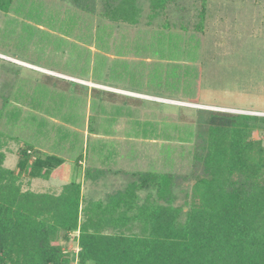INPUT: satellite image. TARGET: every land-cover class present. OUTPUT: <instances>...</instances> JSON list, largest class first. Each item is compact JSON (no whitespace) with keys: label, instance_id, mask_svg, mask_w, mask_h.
I'll return each mask as SVG.
<instances>
[{"label":"trees","instance_id":"trees-1","mask_svg":"<svg viewBox=\"0 0 264 264\" xmlns=\"http://www.w3.org/2000/svg\"><path fill=\"white\" fill-rule=\"evenodd\" d=\"M63 1L82 14L106 18L114 24H136L141 10L137 0ZM148 1L149 17L154 21L166 12L172 0ZM23 4L22 0H0V11L5 14L18 11ZM204 10L199 14L203 21ZM26 16H32L30 11ZM38 23H42V15ZM168 26L166 21L164 27ZM201 27L199 25V29ZM104 28L99 26L97 34ZM0 54L54 71L17 53L0 50ZM12 66L8 62L4 68L17 75ZM162 66L155 75L163 87L165 82L166 85L171 83L162 72ZM172 72L173 85L191 77L189 68L184 73L177 68ZM58 73L88 80L83 76ZM44 81L46 87H53L57 97H65L66 101L76 95L90 97L92 114L88 131L91 135L98 134V123L106 113L103 102L116 109L113 116L104 119L106 134L111 133L109 128L117 122V116L123 117L122 108L129 111V107L145 105L141 98L89 88L50 75H45ZM94 83L203 105L160 91L153 93L114 86L97 78ZM44 84L33 91L38 98L43 94ZM23 95L20 91L13 95L0 94V127L15 125L22 114L20 109L11 107L12 99L20 102V97L37 96ZM37 106L40 108L41 104ZM55 106L56 114L63 121L74 124L72 117L61 116L63 104L56 102ZM72 108L69 106L68 110ZM195 111L194 120L184 119L193 125L185 127L184 131L179 125L168 123L160 129L164 141L178 139L183 144H193L187 152L189 171L137 170L125 188L108 194L105 201L84 197L81 183L76 182L64 185L60 193L23 191L21 181L24 177L48 180L66 161L56 154L45 155L25 142L18 149L16 168L10 169L5 166L6 154L2 151L7 143L4 138L9 137L0 129V264H264V115L205 108ZM144 124V137L159 134L156 124ZM174 131L177 137L172 135ZM255 134L260 138H255ZM58 136L63 138L61 144L72 137L65 132H58ZM164 150L167 164L172 166V147ZM81 158L79 155L75 160L79 172H82ZM106 171L85 168L83 174L85 179L98 182L106 177ZM75 233L77 254L66 251L59 243L60 239L71 241Z\"/></svg>","mask_w":264,"mask_h":264},{"label":"rangeland","instance_id":"rangeland-1","mask_svg":"<svg viewBox=\"0 0 264 264\" xmlns=\"http://www.w3.org/2000/svg\"><path fill=\"white\" fill-rule=\"evenodd\" d=\"M22 2L24 6L18 11L7 14L0 11V50L17 53L54 71L0 54V94L20 91L23 96H35L33 91L41 88L45 75H50L145 100L141 108L129 107V111L122 108L124 115L117 116L109 134L105 132L104 119L113 116L116 109L103 102L106 113L98 123V134L91 135L88 127L92 112L90 97L86 95L66 101L65 97H57L53 87L44 84L39 98L20 97V102L12 99L11 107L20 109L22 114L15 125L0 127L9 137L4 138L7 143L2 147L5 166L16 168L18 149L25 142L45 155L56 154L66 161L48 180L24 177L23 191L60 193L64 185L76 182L81 183L84 197L105 201L108 194L125 188L137 170L189 171L187 152L193 144H183L178 139L164 141L160 133L164 123L179 125L184 131L185 127L193 126L184 119L194 120L197 108L264 115V0H172L166 12L154 21L149 17V1L137 0L141 10L133 25L114 24L106 18L82 14L63 0ZM203 9L204 21L199 16ZM29 11L32 16H26ZM39 12L42 23H38ZM166 21L168 27H164ZM99 26L105 28L97 34ZM160 29L164 32H159ZM8 62L14 65L17 75L4 68ZM160 66L171 85H166L167 82L163 87L159 85L156 73ZM176 68L183 73L189 68L191 77L173 85L175 77L171 74ZM95 78L114 86L160 91L203 105L97 85ZM56 102L64 106L61 116L72 117L74 124L56 114ZM69 106L73 108L68 110ZM145 122L156 124L158 136L144 137ZM58 132L72 137L61 144L63 138ZM172 135L177 137L178 133L174 131ZM255 138L260 136L255 134ZM169 146L173 151L172 166L165 157L164 149ZM79 155L82 172L75 165ZM85 168L106 169L107 175L93 182L85 179ZM76 236L72 234L71 241L60 239L59 243L66 251L77 254Z\"/></svg>","mask_w":264,"mask_h":264}]
</instances>
